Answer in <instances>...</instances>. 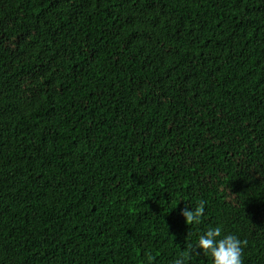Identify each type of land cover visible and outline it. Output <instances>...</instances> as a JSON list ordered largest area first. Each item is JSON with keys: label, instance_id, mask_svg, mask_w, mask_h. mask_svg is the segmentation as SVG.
I'll return each instance as SVG.
<instances>
[{"label": "trees", "instance_id": "trees-1", "mask_svg": "<svg viewBox=\"0 0 264 264\" xmlns=\"http://www.w3.org/2000/svg\"><path fill=\"white\" fill-rule=\"evenodd\" d=\"M216 226L264 264V0H0V264H213Z\"/></svg>", "mask_w": 264, "mask_h": 264}, {"label": "clouds", "instance_id": "clouds-1", "mask_svg": "<svg viewBox=\"0 0 264 264\" xmlns=\"http://www.w3.org/2000/svg\"><path fill=\"white\" fill-rule=\"evenodd\" d=\"M205 211V201L201 200L194 208L185 207L181 216L186 225L199 224ZM246 241H241L237 236L228 234L222 235V228L216 226L209 228L200 235L195 249L211 256L213 264H243L242 254ZM193 249L189 251L192 255ZM174 264H185L183 253Z\"/></svg>", "mask_w": 264, "mask_h": 264}]
</instances>
